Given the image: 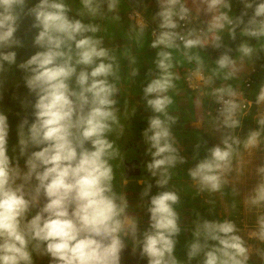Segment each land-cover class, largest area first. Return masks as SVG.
Masks as SVG:
<instances>
[{
    "label": "clouds",
    "instance_id": "obj_1",
    "mask_svg": "<svg viewBox=\"0 0 264 264\" xmlns=\"http://www.w3.org/2000/svg\"><path fill=\"white\" fill-rule=\"evenodd\" d=\"M149 2L0 0V264H122L129 248L146 264L264 262V163L254 166L264 146V86L253 101L231 83L264 54V0H239V15L233 0H155L151 16ZM149 20L158 27L150 34L155 69L130 109L124 81L136 83L132 48L148 42ZM238 33L250 39L233 57L225 37ZM209 46L226 51L209 61ZM185 63L188 86L210 88L220 105L208 113L220 142L186 175L197 195L232 198L222 221L185 224L183 188L173 182L187 163L174 131L180 116L171 111L182 79L176 69ZM141 103L152 113L142 132L151 175L137 181L144 187L134 201L124 145ZM253 105L258 127L238 134ZM241 205L243 227L232 218ZM186 229L193 238L181 258Z\"/></svg>",
    "mask_w": 264,
    "mask_h": 264
},
{
    "label": "crops",
    "instance_id": "obj_2",
    "mask_svg": "<svg viewBox=\"0 0 264 264\" xmlns=\"http://www.w3.org/2000/svg\"><path fill=\"white\" fill-rule=\"evenodd\" d=\"M155 4H149V8H150V16L151 15H155L151 12V8L154 7ZM202 16V15H201ZM204 19L206 18H210L208 16L203 15L202 16ZM151 23L154 26H157V24L153 21H151ZM110 31L113 32L114 34L117 35V38L119 37V32L115 27L110 28ZM148 35H149V40L147 43L144 44V46L142 48H138L137 46L133 45V54L137 56L138 59V66L141 68L140 69V73L139 75L136 77V83H131L130 81H128L127 79H125L124 81V89H123V95L125 98L128 99L129 101V108L131 109V107H135L136 106V100H142L143 98V84L141 82L146 83L148 81V79H150L149 77V71L150 70H154L155 69V64H154V60L156 58V53H157V49H152L150 47L151 44V31L150 28L147 29ZM117 44L119 45H123L124 41L118 39L116 41ZM257 41H255V43L252 44H256ZM205 52V56L206 59L209 61H213L212 60V53L208 50H204ZM203 55V53H202ZM177 59H180L179 54H177ZM125 65L127 64V61H124ZM191 67L188 64H183L182 66H178V68L176 69L182 79L180 81L177 82L178 84V88H179V94L175 95L176 99H177V105H179V111H178V115L180 117H185L184 120H181L178 125L176 126V128L174 129V131L176 132L177 138L180 140L181 144L184 146L185 151L182 153L186 158H188L189 155L192 156V163L191 161H187V163L185 165H182L181 167L185 168L183 171L181 170H177V175L174 177L176 179V181H180L181 186L177 185L180 188H183V191L181 193L182 195V200L184 201V222L185 224H191L193 220H195L197 217H202L204 219H208V220H214V221H222L223 219L227 218L226 217V213L223 212L222 210V206L226 207L227 212L231 211V205H229L228 201H229V197L226 196L224 197V203L223 201L220 202V196H218V204L213 206V207H209L208 204L203 203L202 201V197L204 195V197H207V195L203 194V195H197L196 194V190L192 187V190L190 189V179L187 177L186 175V169L187 168H191L190 164H193V166H195V164H197L199 162V160H201V157L194 159L192 152L190 151V148L193 149V145L195 143H193L191 141L194 140L196 141L197 139H199L201 136V129L208 133V127H210L209 124V119L210 117L208 116V113L211 111L214 114V110L213 107L215 105V101L209 96L207 95V92H210V88L209 89H203L201 91V93H195L194 91H191L188 86L186 85L184 79H183V75L186 72V70ZM252 68H257L260 69V72L262 71V69L258 66V64L256 63V65H252L250 63H246L245 67L243 69V71L240 73L239 77H243L241 80L237 79L234 81H231V83L234 86H239L241 87L243 85V80L246 77V75L252 70ZM259 78V77H258ZM218 84L220 83L219 81L217 82ZM264 86V81H260V83L256 82L252 88V90L250 91V96L255 99L256 95L259 93L260 88ZM256 90V91H255ZM201 103V107L197 104ZM121 109L123 110V101L121 102ZM258 108L256 106H254L250 113L252 112L253 117L255 116V114L257 113ZM152 115L150 110L146 109V105L144 103H141L138 108H137V113L134 117H132L131 121L134 125L136 124V122L138 124L141 123H148V118ZM143 128L142 126L135 129L132 128L131 132L135 135L133 136L132 140L133 141H138L139 143H143V139H142V132H143ZM187 130H193L195 133L187 131ZM196 132H199L198 134H196ZM189 134H194V136L189 137ZM214 141V140H213ZM127 142V147H130L132 144L128 143L129 139ZM138 143V146H139ZM215 144H217L214 141ZM190 147V148H189ZM145 148V147H144ZM137 149V148H136ZM139 154L138 157L141 160V157H145V158H149V156L146 154V150H138ZM144 153V155H143ZM141 154L143 156H141ZM196 154V153H195ZM264 158V146L261 147V149H259L255 155V162L256 164L258 163H262V159ZM255 166V164H254ZM145 170V169H143ZM142 169H141V173L139 175H130L128 178L132 181V183H130L129 185V195L130 197L135 201V199L139 198V194L140 192L143 190L142 185H139L137 183V181L142 178ZM144 175V174H143ZM150 173H146L144 175V177H150ZM134 176H139V177H134ZM127 177V176H126ZM153 184L155 185V181H152ZM188 183L189 188L187 189L184 186V183ZM160 189L156 188L155 186L153 187V194H156ZM220 202V204H219ZM231 202V201H230ZM220 207V208H219ZM219 208V209H218ZM217 214L215 216H211V214ZM233 219L237 220V223L240 224L241 227L244 226V224L246 223V218H245V212L243 210V207L241 205V209L239 210L238 214H234L232 216ZM255 218H256V214L255 216H253V219L250 220V222H248L250 225L255 223ZM147 215L144 216V220L142 221L141 224V230H143L144 228L147 227ZM185 231H190L188 229H186ZM250 243H252L253 245H258V241L255 240H251L249 241ZM193 264H199V261H194ZM252 264H264V262H261L258 258L254 257L253 258V262Z\"/></svg>",
    "mask_w": 264,
    "mask_h": 264
},
{
    "label": "trees",
    "instance_id": "obj_3",
    "mask_svg": "<svg viewBox=\"0 0 264 264\" xmlns=\"http://www.w3.org/2000/svg\"><path fill=\"white\" fill-rule=\"evenodd\" d=\"M155 4V0H150L149 4ZM151 12L153 14H155L159 9L157 7V5L155 4L154 7L151 8ZM243 9V6L239 3V0H233V14L235 15H239L241 13ZM150 15V13H149ZM202 17V16H201ZM27 27V26H26ZM150 28V27H148ZM250 38L248 37H242L239 35V33L237 34V38L235 41H232L229 37H225V43L227 44L228 47H231L233 49L232 55L233 57L236 56V52L235 49L239 46V44H241L242 42H244L245 40H249ZM255 39H251L250 42L251 43H255ZM205 50H208L212 53V60L214 61L215 59L219 58V56L221 54H223L224 51H226L225 48H221V49H215L211 46H209L208 48H206ZM24 52H21V55L23 56ZM258 66L262 69V71L260 72V69H257L258 72L256 75V80L255 83L258 82L260 83V81H264V54H262V58L257 61ZM259 77V78H258ZM256 91V90H255ZM258 127L255 122H254V117L252 112L249 114V116L245 117L242 121V126L241 128L237 129V133L244 135L246 134L250 129ZM190 131V130H187ZM190 132L195 133L193 130H191ZM199 132H196V134H198ZM189 137L194 136V134H189ZM201 137L199 139H197L196 141L192 140L191 141L193 143H195L193 145V149H191L190 147V151L193 154L194 159H197L199 157H201V159L205 158L207 156V150L213 146H215L216 144L214 143L213 139L211 138L209 133L204 132L201 129ZM197 145H199V147H197ZM196 153V154H195ZM197 157V158H196ZM207 197L209 198V200H214L215 201V205L218 204V196L213 195V196H209L208 194ZM230 199L228 201L229 205H231L232 203V198L230 196H228ZM231 201V202H230ZM214 205V206H215ZM209 207H213L212 205ZM241 209V206L239 208V210ZM217 215L215 214H211V216H215ZM192 233L191 230L190 231H182L181 235L178 237V245H177V255L181 258H184L186 256V247L185 245L188 243V241H190L192 239Z\"/></svg>",
    "mask_w": 264,
    "mask_h": 264
},
{
    "label": "rangeland",
    "instance_id": "obj_4",
    "mask_svg": "<svg viewBox=\"0 0 264 264\" xmlns=\"http://www.w3.org/2000/svg\"><path fill=\"white\" fill-rule=\"evenodd\" d=\"M202 16H203V14H202ZM206 19V18H205ZM208 19V18H207ZM177 55V54H176ZM243 77H239V79L241 80ZM189 88V87H188ZM175 98V104L173 105V108L171 109V111L174 113V114H179L178 113V111H179V105H177V99H176V97H174ZM216 104V103H215ZM197 105H199L200 107H201V103H199V104H197ZM213 107V112H214V114H216V111H215V105L214 106H212ZM185 119V117H180V121L181 120H184ZM130 124H131V128L129 129V133H128V135L126 136V141H128V139H129V142L128 143H131L132 145L130 146V147H127V142L125 143V145H124V150L128 153V158H127V160H130V159H132V158H135L136 156H138V154H139V151L138 150H143V149H147V146L146 145H144V143H139L138 141H133L132 140V138H133V136H135L132 132H131V130H132V128H135V129H137V128H139V127H141L142 126V128L143 129H145L147 126H148V123L147 122H145V123H141V124H138L137 122H136V124L134 125L132 122H130ZM209 130H210V127H208V133L210 134V136H211V138L218 144L219 142H220V133H218V132H209ZM138 143H139V146H138ZM145 147V148H144ZM137 148V149H136ZM143 155H144V153H143ZM142 154H141V156H143ZM150 159H151V157L149 156V158H145V157H141V160H142V166H143V168H144V165L148 162V161H150ZM255 159V158H254ZM191 161V163H192V156L191 155H189L188 156V158H187V161ZM254 164H256V162H255V160H254ZM190 167H194L193 166V164H190ZM145 169V168H144ZM140 176H143L144 177V175L142 174V175H140ZM134 177H139V176H134ZM174 183H176L177 185H179V186H181V184H180V181H176V179L174 178V181H173ZM255 183V178L254 177H252L251 175H250V177H249V186H251L252 184H254ZM190 185V184H189ZM189 185H188V183L186 182V183H184V186L188 189L189 188ZM182 187V186H181ZM190 189L192 190V186L190 185ZM218 195V194H217ZM218 199V198H217ZM206 200H209V198L208 197H204V195H203V197H202V201H203V203H205V201ZM223 201V203H224V199L223 198H220V202H222ZM220 202H219V204H220ZM206 204V203H205ZM209 206H211V205H209ZM220 208V207H219ZM218 208V209H219ZM222 208V210H223V212L225 213L227 210H226V207L225 206H222L221 207ZM255 212H252V213H250L249 215H248V218H247V220H248V222H250V220H252L253 219V216H255Z\"/></svg>",
    "mask_w": 264,
    "mask_h": 264
},
{
    "label": "water",
    "instance_id": "obj_5",
    "mask_svg": "<svg viewBox=\"0 0 264 264\" xmlns=\"http://www.w3.org/2000/svg\"><path fill=\"white\" fill-rule=\"evenodd\" d=\"M141 167H142V162L137 157L131 160L126 159L125 173L127 178L130 175H139L141 173ZM122 264H146V261L141 262L139 260V257L133 255L131 249L129 248L122 254Z\"/></svg>",
    "mask_w": 264,
    "mask_h": 264
},
{
    "label": "built area",
    "instance_id": "obj_6",
    "mask_svg": "<svg viewBox=\"0 0 264 264\" xmlns=\"http://www.w3.org/2000/svg\"><path fill=\"white\" fill-rule=\"evenodd\" d=\"M202 20H204L203 17H201ZM149 27H150V31L152 32L153 30H158V27L157 26H154L152 23H151V20H149ZM258 70L257 68H252V70L246 75V77L244 78L243 80V85L240 87L242 90H245L246 92V95L249 99H252L253 101L255 99H253L251 96H250V91L252 90L254 84H255V80H256V75L257 74ZM185 75V73H184ZM183 75V76H184ZM185 81V80H184ZM186 85L188 86V83L185 81ZM189 87V86H188ZM189 89L191 91H194L195 93H201L202 89L200 88H192V87H189ZM255 105H253L254 107ZM220 107V105L218 104H215V111H217V109ZM252 107V108H253ZM251 108V109H252ZM251 111V110H250ZM262 163H264V158L262 159Z\"/></svg>",
    "mask_w": 264,
    "mask_h": 264
},
{
    "label": "flooded vegetation",
    "instance_id": "obj_7",
    "mask_svg": "<svg viewBox=\"0 0 264 264\" xmlns=\"http://www.w3.org/2000/svg\"><path fill=\"white\" fill-rule=\"evenodd\" d=\"M139 160H140V158L138 157V156H136ZM133 159V158H132ZM131 160V159H130ZM141 162H142V160H140ZM141 169H142V174H146V173H148L146 170H143L144 168H143V166L141 167Z\"/></svg>",
    "mask_w": 264,
    "mask_h": 264
}]
</instances>
